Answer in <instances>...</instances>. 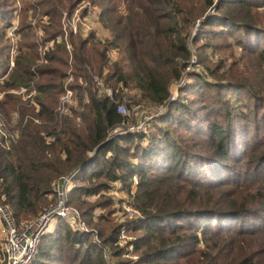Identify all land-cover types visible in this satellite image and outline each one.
Masks as SVG:
<instances>
[{"label": "trees", "instance_id": "1", "mask_svg": "<svg viewBox=\"0 0 264 264\" xmlns=\"http://www.w3.org/2000/svg\"><path fill=\"white\" fill-rule=\"evenodd\" d=\"M81 1L31 4L47 16L36 25L39 39L54 41V47L46 52V65L32 73L36 42L24 43L27 52L16 56L9 79L0 83V113L8 121L19 115V138L8 151L0 146V204L17 223L36 218L53 202L54 182L78 171L69 204L87 225L99 228L96 243L92 230L75 231L58 219L41 237L31 264H107V248L120 256V227L95 215L110 201L88 199L115 183L142 214L130 227L139 233L133 249L138 264H264V0H218L214 9V0H123L124 16L116 0H89L100 6L98 21L111 39L70 35L69 54L56 39L63 13ZM15 11L0 0V57ZM24 19L22 13L18 32L29 39L34 27ZM215 54L219 59L212 62ZM194 55L195 66L206 73L192 71L166 114L147 122L144 133L106 140L122 117L111 100L99 97L91 74L115 92L131 86L146 104L165 106L170 84ZM66 69L79 98L84 91L88 96L81 126L55 115ZM33 81L37 110L7 94L29 89ZM54 134L47 144L44 137Z\"/></svg>", "mask_w": 264, "mask_h": 264}, {"label": "built area", "instance_id": "2", "mask_svg": "<svg viewBox=\"0 0 264 264\" xmlns=\"http://www.w3.org/2000/svg\"><path fill=\"white\" fill-rule=\"evenodd\" d=\"M213 9L218 5L219 1L214 0ZM213 9H210L209 12L213 13ZM264 9V7H263ZM91 10H88V14H91ZM70 15L67 13H63L62 16V35L57 37V41L61 42V39L66 41V48L69 51L70 45L67 42V36L68 34H71L73 36L80 35L82 37H87L89 34L93 33L95 37H97L96 29L94 26L90 23V21H87L85 17H81L78 15V11L69 18ZM83 19L84 21H82ZM199 23L195 24L191 36H194L197 32V29L199 27ZM192 43V37L189 40L188 46H190ZM54 44V41L46 42V44H39L38 52H39V61L36 66H34L31 69L32 73H36L35 67L46 64L47 58H45L46 52L49 50V48L52 47ZM115 53L110 52V62H112L115 59ZM195 62V57L192 56L188 67H186L183 71L182 77L178 81H174L170 84V86L174 85L177 87V90L179 88H183L187 85L186 80L189 78V75L192 73L189 70V67L192 66V64ZM73 78L70 76L64 81V85L62 88V95L60 96L57 104L56 110V116L58 117L59 121H68L72 118H74V122L76 125L80 126L82 124L81 121V113L83 111V106L88 102L87 93L84 91L82 100L77 95V92L71 88V85L69 84ZM91 82L93 83L94 87L98 89L100 94L104 99H109L115 104V109L117 115H120L122 117L121 122L119 125L112 128L107 137V141L112 140L115 137H119V135H128V134H134L136 133H144L145 126L143 123H136V125H132L129 116L131 111H135L138 109L139 105H132L128 106L127 101L122 100L120 97L118 99H115V93L111 88L106 87L104 81L102 78L97 77L96 75L91 76ZM86 86V83L84 82L82 85V88ZM31 90L29 89H17L13 90L14 93L19 94H26V97L24 100L30 101L31 99L33 101L30 102V106L35 107L37 110V102L35 101L34 97H36L37 93L34 89V83L31 82L30 85ZM170 89V87H169ZM122 92H127L126 89H122ZM173 96V95H172ZM171 98V97H170ZM175 97L171 100H174ZM170 101V99H169ZM162 106H158V108H161ZM28 118H25V121ZM36 123H38L37 120H34ZM19 122V115H14L12 118L11 123H7V121L4 119L2 114L0 113V146L3 147L5 150H9L11 145L17 141L19 138V131L15 129V125ZM46 141H52L54 139L53 135H48L44 137ZM90 157L93 156V153L89 154ZM78 171H75L71 174H68L67 176H61L54 182L53 184V199L54 203L50 204V206L44 208L41 213L36 217V220L33 222H26L21 225L17 224L14 218L12 217L10 211L7 207L2 206L0 204V238L2 240L0 241V264H31L34 261V258L37 254L36 250L39 245L41 237L44 235L45 232H47L48 229L51 228V226L58 220H64L67 223L69 222L72 226V228L75 231H79L82 233L89 232L90 230L85 225L82 217L78 213V211L70 206H68V193L72 188L73 185V179L75 178V175H77ZM88 199L94 200L93 197H89ZM56 202V203H55ZM128 205L124 206V209L126 213L129 216H133L136 220H139V218H142V214L136 210V208L133 207V205L129 202H126ZM126 213L124 215H126ZM125 229L122 228L119 232H124ZM98 236L95 238V242L99 243ZM118 245L120 244L117 240ZM134 243V242H133ZM126 245V253L123 254L124 257H128L131 255V261L130 262H122L117 263L110 259H107V264H136L139 261V258L136 256H133V249L134 244ZM122 247V245H119ZM130 259V258H129Z\"/></svg>", "mask_w": 264, "mask_h": 264}, {"label": "rangeland", "instance_id": "3", "mask_svg": "<svg viewBox=\"0 0 264 264\" xmlns=\"http://www.w3.org/2000/svg\"><path fill=\"white\" fill-rule=\"evenodd\" d=\"M35 2H37V0H7V3H11L12 6H15L16 11L13 14V17L11 19V23H12L11 28L9 30H7V32L4 33V36H2V39H1V41H3V47L6 46L7 48H6L5 54H4V51H2V55L0 57V59H2L1 65H0V83H2L4 80L9 79V77H10L9 74L15 65L16 56L20 53L27 52L24 43H27L29 40L36 42V58H37V60L33 65L36 66L39 59H40L39 58V52H38L39 44H46V43H42V40L39 39L40 30L36 29V25L38 24V21H45L47 16L44 17L42 15L45 12L42 8L38 9V7H37L34 10V8L31 7V4L32 3L35 4ZM116 3H118L119 14H121L123 16L126 15V5H125V3H123V0H116ZM263 7H264V5H263ZM23 9H27V11H22ZM88 10L92 11L91 14H88ZM262 10L264 13V9H262ZM77 11H78V15H80L81 17H85L86 20L90 21V23L96 29L97 37H95L94 34L91 33V34H93L92 36H94L93 39H95L98 42L99 41L105 42V40L111 39L110 33H108V31L105 28H103L100 21H98V15L101 11L99 5L96 6L95 4H92L89 0H83L80 2V5H78L75 8L74 11H72L69 14L67 13L68 15H70L69 18L72 17ZM22 13L25 14L24 23H26V24L30 23L35 28V29L33 28L31 30V34L33 35V37H30L29 39L24 38V34L18 32V29H19V26L21 23ZM211 14H212V12H210V15ZM19 20H20V23H19ZM81 20L84 21L83 19H81ZM61 21H62V19H61ZM70 35L71 34H68V36H67V40H68L67 42L69 43V45H71L70 39H69ZM87 37H85V38H87ZM63 43L65 44V47H66V41L65 40L61 39V42H58V41L56 42V44H63ZM53 47H54V44L52 45V48ZM189 47L191 48L192 51L194 50L193 43H191V45ZM236 51L238 52L239 50L236 49ZM68 52L70 54V50ZM69 57H70V55H69ZM194 57H195V55H194ZM117 59H118V56L115 58V61H117ZM218 59H219V56L217 54H215L214 57L211 59V61L216 62ZM197 60L198 59L195 57V62L192 64V66L189 67V70L199 72L200 74L205 75L206 72L201 71L200 67L195 66L197 64ZM227 63L228 64L231 63L230 58H228ZM33 65L30 67V71L34 67ZM43 65H46V64H42L39 66H43ZM39 66H37V67H39ZM37 67H35V71H36ZM263 69H264V67H263ZM70 71H71V69L70 70L66 69L65 72L67 73V77L65 78L64 81H66V79L71 76L73 78V80L69 84L72 85L74 83L75 77L73 75H71ZM86 71L88 74L89 73L91 74V72H90L91 70L88 66H86ZM92 75L93 74H91V76ZM35 80H38V78H36ZM188 81H189V78L186 80V83H188ZM33 83H35V82L33 81ZM30 85H31V83H30ZM63 85H64V83H63ZM184 88L185 87L179 88L177 90L176 86H174V85L170 86V89H169L170 90V97H171V98H169L170 101L168 100V103L165 106H162L161 108H158L156 106L152 107V106L146 104V101L143 99L141 93L139 91H137L136 89H133L131 86L129 88H124V87L120 86L118 91L117 92L114 91V93L115 94L119 93L118 97H120L122 100L127 101L128 106H132V105H136V104L139 105L138 109H136L135 111H131L129 118H130L131 122L133 123L132 124L133 126L136 125L137 122L143 123V125L145 126V131H146L147 122L153 120L157 116H160L162 114H166V112L168 111V108H167L168 105L171 103H174L178 99L180 91H182V89H184ZM122 89H126L127 92H122ZM29 90H31V88H29ZM12 91L7 92V94H14L15 96L21 97V99H22L21 102H23L27 107L30 105V102L33 101L32 99L30 101L24 100L26 97L25 93L19 94V93H14ZM36 93H37V91H36ZM172 95L175 97L174 100H171L173 98ZM4 96H5V93L1 92L0 93V100H3ZM37 96H38V93H37L36 97ZM99 97L102 98V95L100 94ZM34 99H35V97H34ZM56 108H57V106H56ZM55 112H56V110H55ZM15 113H18V111ZM55 115H56V113H55ZM2 116L5 119V116L4 115H2ZM57 119H58V117H57ZM6 121H7V123H11L12 118H10L9 121L8 120H6ZM68 121L74 122V118H72ZM15 129H16V125H15ZM17 131H19V130H17ZM53 136L55 138L56 134H54ZM44 140L48 144V143L52 142L54 139L52 141H48V142L46 141L45 138H44ZM132 179H133L132 181H133V187H134V185L137 184L138 179H136V177H133ZM121 188H122L121 184L115 183L112 185V187L110 189L103 190V192H101L99 195L94 196L95 199H96V197L101 196L103 198L101 201H103L104 199L110 201V205L108 207L103 208V210H101V211L95 212V215L96 216H98L99 214H102V216L104 215V217L106 219H108L112 225L120 227L119 231H121L122 228L125 229V231H124L125 233L119 232L118 238H117L118 242L120 243L119 245H122V247L119 246L118 243L116 244L117 246L115 245L116 250L122 251L121 252L122 254H120V256H118L117 258H114L110 254V253H112L111 252L112 250L110 251L108 248L106 249L107 253H108V255L106 254L108 256V259H110L114 262H117V263L130 262L132 260L131 255L129 256L130 259L128 257L127 258L124 257L123 254H125L126 250H127L125 246L126 245L128 246V245L132 244L133 242H135L137 239V235H139L138 232L137 233L132 232V229L130 228L132 225L134 226L136 224L137 220L133 216H129L124 209V206L128 205L126 202H129L133 205L132 198L128 197L127 194L124 192V190H122ZM53 203H54V199H53V202L51 204H53ZM68 206H70V207H72L78 211L77 208H75L69 204V201H68ZM133 207H134V205H133ZM78 213H79V211H78ZM125 213H126V215H124ZM34 220H36V218L28 219V220L23 221L21 223H17V222L16 223L21 225V224L26 223V222H33ZM128 224H129V227L127 226ZM85 225L87 226V228L89 230L93 231V233H94L93 241H95V238L97 236V233H95L96 232L95 229L97 227L87 225L86 223H85ZM50 229H48V230H50ZM97 229H99V228H97ZM49 232L50 231H48L47 233H49ZM1 240H2V238H0V241ZM133 256L138 257L136 254H134ZM136 264H138V263H136Z\"/></svg>", "mask_w": 264, "mask_h": 264}, {"label": "crops", "instance_id": "4", "mask_svg": "<svg viewBox=\"0 0 264 264\" xmlns=\"http://www.w3.org/2000/svg\"><path fill=\"white\" fill-rule=\"evenodd\" d=\"M108 37H109V36H108ZM111 52H114V53H115L114 56H115V58H116V57H117V56H116V51L112 50ZM113 61H115V59H114ZM113 61H112V62H113ZM89 156H90V155H89Z\"/></svg>", "mask_w": 264, "mask_h": 264}]
</instances>
